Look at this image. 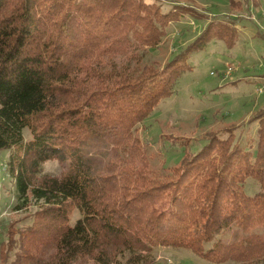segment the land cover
Masks as SVG:
<instances>
[{"label":"trees","instance_id":"trees-1","mask_svg":"<svg viewBox=\"0 0 264 264\" xmlns=\"http://www.w3.org/2000/svg\"><path fill=\"white\" fill-rule=\"evenodd\" d=\"M173 1L164 10L144 0H0V151L10 149L14 210L35 207L32 223L17 229L12 264H44L29 238L47 233L55 251L45 264L83 256L154 264L158 246L264 264L263 234L218 238L232 227L264 226V107L253 116L259 125L250 145L234 126L208 133L196 148L175 137L182 154L160 171L136 134L175 92L192 52L240 38L243 18L223 13L163 65L148 62L171 22L207 16ZM51 160L65 169L44 173Z\"/></svg>","mask_w":264,"mask_h":264},{"label":"rangeland","instance_id":"rangeland-1","mask_svg":"<svg viewBox=\"0 0 264 264\" xmlns=\"http://www.w3.org/2000/svg\"><path fill=\"white\" fill-rule=\"evenodd\" d=\"M160 4L164 10L171 9L173 0H144ZM194 6L207 16L198 19L185 16L171 22L161 43L147 54L146 60L163 65L166 60L185 48L199 35L207 22L221 18L223 13L236 11L243 18L236 24L240 38L234 46L215 39L187 58L191 68L184 71L175 87V92L162 100L158 108L143 123L136 134L144 149L151 156L152 167L158 171L174 164L182 154L183 146L173 140L181 137L189 145L202 144L212 131L234 126L236 135L244 146L254 141L259 125L255 113L264 107V0L249 1L233 10L230 0H180ZM259 2L256 6L255 2ZM243 6H246L243 7ZM259 13H261L259 15ZM245 25L244 27L242 25ZM27 139L31 130L24 129ZM170 136L172 138H170ZM10 149L0 151V264H12L16 251L21 249L17 229L32 223L31 207L28 211L14 210L16 204L15 184L6 170ZM66 163L51 160L44 164L46 174H60ZM78 210L71 214L73 221ZM10 230L14 232H10ZM264 235V226L250 230L232 227L218 238L229 242L249 233ZM48 234V233H47ZM31 235L30 244L37 250V258L52 263L55 246L52 238ZM53 247V248H52ZM154 264H244L242 262H214L201 257L188 248L155 247ZM72 264H93L91 256L77 258Z\"/></svg>","mask_w":264,"mask_h":264},{"label":"crops","instance_id":"crops-1","mask_svg":"<svg viewBox=\"0 0 264 264\" xmlns=\"http://www.w3.org/2000/svg\"><path fill=\"white\" fill-rule=\"evenodd\" d=\"M261 13H259V15H260ZM243 27L245 26L244 24L242 25Z\"/></svg>","mask_w":264,"mask_h":264}]
</instances>
